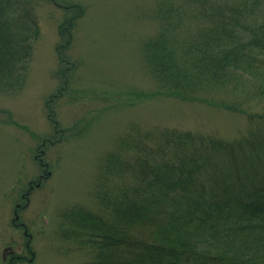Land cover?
Returning a JSON list of instances; mask_svg holds the SVG:
<instances>
[{"label": "trees", "instance_id": "trees-1", "mask_svg": "<svg viewBox=\"0 0 264 264\" xmlns=\"http://www.w3.org/2000/svg\"><path fill=\"white\" fill-rule=\"evenodd\" d=\"M36 2L0 0V93L25 85L40 34ZM157 3L159 29L144 42L143 61L159 88L241 114L249 130L223 140L132 127L103 161L98 210H66L71 227L62 235L92 248L86 264H264V0ZM64 9L69 16L55 53L67 83L73 30L84 9ZM148 94L137 99L156 95Z\"/></svg>", "mask_w": 264, "mask_h": 264}, {"label": "rangeland", "instance_id": "rangeland-1", "mask_svg": "<svg viewBox=\"0 0 264 264\" xmlns=\"http://www.w3.org/2000/svg\"><path fill=\"white\" fill-rule=\"evenodd\" d=\"M36 1L40 34L25 85L0 93V264H86L92 248L63 237L71 227L63 214L74 206L98 210L103 161L132 127L237 140L250 125L241 114L159 88L143 61L144 42L159 29L158 0ZM66 5L84 9L73 30L67 83L55 53Z\"/></svg>", "mask_w": 264, "mask_h": 264}]
</instances>
